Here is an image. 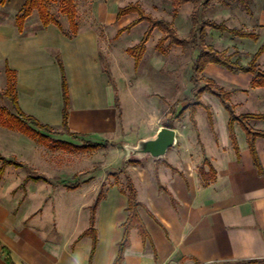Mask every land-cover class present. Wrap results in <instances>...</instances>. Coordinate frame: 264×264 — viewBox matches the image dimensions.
<instances>
[{
    "label": "crops",
    "instance_id": "0c3cea01",
    "mask_svg": "<svg viewBox=\"0 0 264 264\" xmlns=\"http://www.w3.org/2000/svg\"><path fill=\"white\" fill-rule=\"evenodd\" d=\"M13 1L16 15L24 0ZM91 23L78 24L71 33L67 23L43 25L34 10L19 30L15 19L0 17V68L3 73L6 67L14 71L17 101L24 113L50 131L62 127L68 135L103 146L101 139L115 134L118 127L117 100L101 63L97 27ZM63 82L68 97L65 121ZM233 89L230 97L247 91L239 86ZM205 93L202 100L208 109L196 107L194 123L188 108L181 113L184 107L177 113L170 110L165 120L162 109L148 112L141 140L154 138L173 119L175 141L160 156L137 150L143 157L128 167L126 185L106 187L100 182L92 187L91 199L74 208L60 209L61 204L46 197L37 202L29 189L26 202L1 196L0 264H116L129 214L130 183L146 235L135 226L130 229L119 264H264V138L255 139L263 169L259 173L243 128L234 122L235 148L227 111L216 96ZM230 101L240 114L236 110L240 101ZM198 108L205 111L203 128L197 120ZM179 116L188 124L178 123ZM255 121L260 125L252 127L264 130V120ZM45 182L44 177L32 176L29 186ZM61 188L68 193L82 187L65 184ZM100 189L103 196L93 212V242L88 228ZM72 211L75 219L66 220Z\"/></svg>",
    "mask_w": 264,
    "mask_h": 264
},
{
    "label": "rangeland",
    "instance_id": "374dc122",
    "mask_svg": "<svg viewBox=\"0 0 264 264\" xmlns=\"http://www.w3.org/2000/svg\"><path fill=\"white\" fill-rule=\"evenodd\" d=\"M204 1H189L176 6L173 0H75L77 24L83 26L94 21L93 24L97 27L101 63L116 91L117 130L115 134L106 136L107 139H101L103 146L95 150L78 151L66 147L62 149L54 144L46 147L34 138L0 123V155L21 164L18 167L9 164L6 167L0 184V198L3 196L4 200L12 198L13 202H26L29 199V189V194L31 190V196L38 198L37 202L46 197L45 200L50 198L54 204H61L60 209L74 208L82 201H89L92 187H97L100 182L106 187L126 185L128 167L135 158L143 157L137 148L147 124L148 112L162 109L165 120L170 110L177 113L192 100L195 90L190 80L191 68L199 48L191 44L184 47L167 45L166 42L158 49L156 45L161 32L155 28L146 42L139 65L135 68L133 56L126 49L140 40L148 22L143 20L121 31V28L137 17V13L130 12L117 17L118 9L128 4L139 5L145 13L169 21L176 34L182 38L189 37L191 30L200 26L203 20L253 31L258 35L256 41L233 36L212 27L206 28V44H211L217 50H225L232 60L239 57L242 63H246L264 40L263 0L253 1L251 14L235 4L224 6L220 1L213 0L208 6H203ZM46 4L50 15L60 24H68L65 14L59 11L60 0H47ZM14 10L13 0L7 6L0 5V17L15 19ZM98 11L101 13L100 18ZM193 13L197 20L195 25L192 21ZM258 67L264 70V53L258 59ZM2 70L0 68V121L6 112L16 114L11 100L5 95L8 78ZM204 75L213 78L226 90L236 86L247 88L246 92L230 97L233 103L240 101V107H236L240 113L264 111V89L249 87L252 76L248 73L231 72L211 63ZM181 116L177 117V122L187 123ZM197 120L200 128H203L206 124L203 108H198ZM247 122L251 126L260 125L258 121L251 119ZM41 131L53 140L68 141L75 145L87 141L81 136L68 135L62 127ZM32 176L44 177L48 182L36 186L31 184L30 187ZM65 184H78L82 188L76 192L64 193L61 187L64 188ZM43 186L50 191L43 190ZM84 211L86 209L82 210ZM75 217L76 211H72L66 220L72 221Z\"/></svg>",
    "mask_w": 264,
    "mask_h": 264
},
{
    "label": "trees",
    "instance_id": "16d2710c",
    "mask_svg": "<svg viewBox=\"0 0 264 264\" xmlns=\"http://www.w3.org/2000/svg\"><path fill=\"white\" fill-rule=\"evenodd\" d=\"M6 1L7 0H0V4L4 5ZM46 1L47 0H24L22 7L20 8V10L17 12L15 16V24L19 30L22 29L25 19L34 10L37 11L38 17L43 25H46L50 22L59 25V22L52 15H50L48 8H47ZM189 1H192L195 3L198 2V0H173V3L176 6H179L182 3L189 2ZM212 1L213 0H205L203 2V6H208ZM218 1H220V3L224 6H231L232 4H235L247 14L252 13V4L254 0H218ZM263 4H264V0H263ZM59 11L62 14H65L66 19L69 24L70 32L75 33L78 28V24L76 22L75 0H60ZM130 12H136L137 17L133 21L125 25L123 28H121L120 29L121 31L131 28L143 20H146L148 22V25L145 31L143 32L140 40L135 45L128 47L126 49L127 52L131 56H133L134 67L135 68L138 67L139 62L146 49V42L148 41L152 31L155 28L161 32V36L159 37L158 43L156 45L158 49H160L161 46L166 42H167V45H176V46L184 47L188 44H191V45L198 47L199 52L196 55L192 63V68H191L192 75L190 77V80L194 84L195 91L193 92L192 100L186 107H184L181 110V113L188 108L190 117L194 123L193 114H194L195 108L198 106H202L208 109V105H206L202 100V94L207 92V93H210L216 96L220 100L222 106L228 113V130H229L230 138L233 142L234 147L237 148L236 139H235V135L233 131V124L234 122H238L246 133L248 147H249V150L252 156V162L254 166L257 168L258 172L262 173L263 169L261 167L256 149H255V139L257 137L264 138V130L257 129V128L250 126L247 120L248 119L264 120V111L260 113L250 112V113L236 114L234 110V105L230 101V94L232 90H226L225 88L218 85L217 82L213 78L206 77L204 75V70L207 67V65L212 63V64H217L219 66H222L223 68L231 72L249 73L252 75V78L250 81V87L251 88L258 87V88L264 89V70L258 67V59L264 53V40L258 46V48L250 55L249 60L246 63H242L239 57H236L235 59L232 60L231 56L229 54H226L225 50H217L211 44H206L205 43V37L207 35L206 28L212 27L217 30L226 31L232 34L233 36H237L240 38H249V39L256 41L258 38V35L257 33L253 31H246L243 29L230 28L221 23L216 24L212 20H203L201 21L200 26H198L194 30H191V32L189 33V37L182 38L176 34L175 29L173 28L172 24L169 21L165 19H161V18H155L151 16L150 14L145 13L139 5L128 4L126 6L120 7L118 9L116 16L120 17ZM194 14L195 13L192 14V21L195 25L197 23V20ZM5 74L7 75V78H8V86H7L5 95L11 100L12 107L16 114H11L9 112H6L4 116L2 115L3 118H2V121H0L1 124L7 127H10V128H14L22 132L23 134H26L34 138L35 140H37V142L47 145V146L54 144V145L60 146L62 149L71 148V149H75L78 151L95 150L99 148L100 146H102V144L100 143L91 142L88 140L85 141L81 145H75L68 141L53 140L48 134L43 133L41 130L50 131L49 126L40 123L33 116L27 115L26 113H24L18 104L16 87H15L14 71L6 67ZM200 83H202L203 85H199ZM233 90H237V89H233ZM63 95H64L63 118L65 121V118L67 116L66 107L68 104V97H67V91H66L64 82H63ZM173 115L175 116L174 113ZM169 122L170 124H168L167 126L171 127L173 119H171ZM69 135L72 137L77 136L74 133H69ZM0 161L2 163L0 167V177L7 164H10V165L12 164L16 167L21 166L20 163L7 160L2 155H0ZM128 191H129V198H128L127 210L129 214L124 223V234L119 244V250H118L116 260H115L116 264H119L123 256V250L128 243L129 232L132 227L134 226L137 227L144 236L146 235V230L137 214L136 207L138 205V202L136 200L135 189L131 183L128 185ZM102 196H103V191L100 189L91 207L92 214L90 218V225H89L88 231L92 233L93 242H95V230L93 227L94 225L93 212Z\"/></svg>",
    "mask_w": 264,
    "mask_h": 264
},
{
    "label": "water",
    "instance_id": "95a60500",
    "mask_svg": "<svg viewBox=\"0 0 264 264\" xmlns=\"http://www.w3.org/2000/svg\"><path fill=\"white\" fill-rule=\"evenodd\" d=\"M175 141V131L173 128L161 127L154 138L141 140L137 150L142 153H149L152 156H160L173 145Z\"/></svg>",
    "mask_w": 264,
    "mask_h": 264
}]
</instances>
